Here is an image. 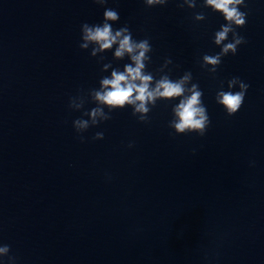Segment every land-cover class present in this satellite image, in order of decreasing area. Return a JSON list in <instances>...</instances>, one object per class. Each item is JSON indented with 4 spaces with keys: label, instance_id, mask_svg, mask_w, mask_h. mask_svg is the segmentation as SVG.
<instances>
[{
    "label": "clouds",
    "instance_id": "9594fccd",
    "mask_svg": "<svg viewBox=\"0 0 264 264\" xmlns=\"http://www.w3.org/2000/svg\"><path fill=\"white\" fill-rule=\"evenodd\" d=\"M95 3L103 6L106 0H94ZM189 8H194L195 0H184ZM147 6L165 5L168 0H145ZM205 5L211 7L214 11L223 14L225 21L221 25L219 31L214 34V43L223 45L221 51L216 55H204V65H211L208 68L210 73H215L217 67L221 64L223 56L229 53L235 55L238 46L245 43L243 36L236 32V28H242L246 24V13L240 11L241 6L245 5V0H205ZM183 7V4L180 5ZM120 19L119 13L111 8L105 9L103 13V23L97 25H89L84 23L81 26V49H87L89 44H96L99 47L93 48L92 55L97 52L110 49L114 44L118 43L115 51L117 58H122L127 53L133 64L125 66L123 72L112 71L111 78H104L101 81V90L94 91V98L101 104L113 107H124L126 104L134 105L136 113L146 114L150 111L147 107L149 102L154 103L156 98L172 99L175 97H183L179 104L174 108V113L177 119L172 122L171 127H174L177 134H185L189 132L198 133L204 136L210 124L209 116L206 107L202 104L201 97L203 95L198 84H192L191 88L187 89L190 95H184L186 92L185 84L192 78L191 72L186 73L181 79L173 81L167 76L159 79L155 87H150L153 77L150 74H143L145 68L144 61L149 57L146 53L151 51V44L148 39L136 41L132 39V34L127 26L118 30H113L111 23L117 22ZM195 20H204L205 16L200 13L196 14ZM232 33V41L226 44L223 42L228 38V34ZM239 85V91L233 92L231 89L235 85ZM249 85L241 81L238 77H233L228 81L229 91H221L217 93V102L223 105L229 116L236 114L244 103L245 94ZM72 98L69 107H73ZM83 105H76L77 108ZM92 125H96L99 121L98 116H103L105 120L110 119V116L104 115L100 108H93L90 112ZM141 122L147 121L146 115L139 117ZM89 121L84 119H76L73 122V127L77 133H83L89 128ZM103 133H96L94 139H103ZM83 142V137L81 136ZM129 147H132L129 144ZM10 246H0V257H7L8 264H15L16 258L10 256Z\"/></svg>",
    "mask_w": 264,
    "mask_h": 264
}]
</instances>
